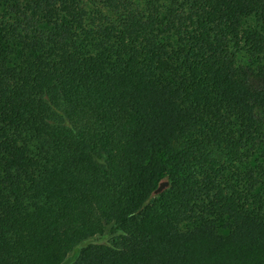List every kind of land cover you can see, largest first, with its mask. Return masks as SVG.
<instances>
[{
	"label": "trees",
	"instance_id": "16d2710c",
	"mask_svg": "<svg viewBox=\"0 0 264 264\" xmlns=\"http://www.w3.org/2000/svg\"><path fill=\"white\" fill-rule=\"evenodd\" d=\"M76 248L264 264V0H0V264Z\"/></svg>",
	"mask_w": 264,
	"mask_h": 264
},
{
	"label": "rangeland",
	"instance_id": "374dc122",
	"mask_svg": "<svg viewBox=\"0 0 264 264\" xmlns=\"http://www.w3.org/2000/svg\"><path fill=\"white\" fill-rule=\"evenodd\" d=\"M111 230H112V227H108L106 229L104 236L97 237V239L91 240V242L93 241V242H100V243H108L109 240L111 239V235H110ZM79 249L80 248H76L73 252H71L69 254V256L67 257L65 263H63V264H71L76 259V257L78 256Z\"/></svg>",
	"mask_w": 264,
	"mask_h": 264
},
{
	"label": "water",
	"instance_id": "95a60500",
	"mask_svg": "<svg viewBox=\"0 0 264 264\" xmlns=\"http://www.w3.org/2000/svg\"><path fill=\"white\" fill-rule=\"evenodd\" d=\"M169 186L168 182H164L161 184V186L157 189L156 194L159 195L161 194L166 188Z\"/></svg>",
	"mask_w": 264,
	"mask_h": 264
}]
</instances>
